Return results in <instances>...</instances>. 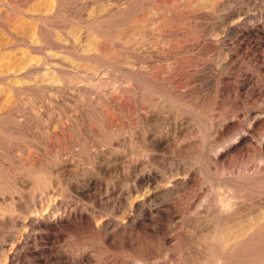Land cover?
<instances>
[{
  "label": "rangeland",
  "instance_id": "374dc122",
  "mask_svg": "<svg viewBox=\"0 0 264 264\" xmlns=\"http://www.w3.org/2000/svg\"><path fill=\"white\" fill-rule=\"evenodd\" d=\"M261 142L264 0H0V264H264Z\"/></svg>",
  "mask_w": 264,
  "mask_h": 264
},
{
  "label": "bare ground",
  "instance_id": "6f19581e",
  "mask_svg": "<svg viewBox=\"0 0 264 264\" xmlns=\"http://www.w3.org/2000/svg\"><path fill=\"white\" fill-rule=\"evenodd\" d=\"M53 1V0H52ZM51 11L53 12V9H52V7H51ZM50 11V12H51ZM137 26V25H136ZM145 26V25H144ZM144 38V37H143ZM30 39V38H29ZM16 40V39H15ZM31 40H33L32 38H31ZM142 41V40H141ZM30 42V41H29ZM143 42V41H142ZM11 43V42H10ZM24 43V42H23ZM27 43V42H26ZM36 44V43H35ZM74 44V43H73ZM66 45V44H65ZM143 45V44H142ZM141 45V46H142ZM34 46V45H33ZM37 46V45H36ZM144 46V45H143ZM73 47V46H72ZM138 47V46H137ZM41 48V47H40ZM141 50V49H140ZM144 50V49H143ZM147 51V50H146ZM124 54V53H123ZM137 54V53H136ZM123 58V57H122ZM128 59V58H127ZM130 59V58H129ZM129 63V62H128ZM45 64V63H44ZM10 73V72H9ZM7 74V73H6ZM94 74H96V73H94ZM91 79V78H90ZM94 79V78H93ZM17 84V83H16ZM91 85H92V83H91ZM255 119V118H254ZM256 120V119H255ZM246 132V131H245ZM244 134V133H243ZM246 134V133H245ZM249 134V133H248ZM247 134V135H248ZM245 136V135H244ZM244 136H242L241 137V139H243L244 138ZM240 139V138H239ZM258 140V139H257ZM261 144V148H264V143L263 142H261L260 143ZM218 154H220V152L218 153ZM217 154V155H218ZM252 160V159H251ZM261 162V161H260ZM247 165V164H246ZM250 165V164H249ZM259 167V166H258ZM246 168V167H245ZM245 168H243V169H245ZM242 169V170H243ZM246 172V171H245ZM257 186V185H256ZM50 188V187H49ZM48 189V188H47ZM47 189H43V190H47ZM42 190V191H43ZM47 192V191H46ZM51 193H53V192H51ZM56 193V192H55ZM49 194V193H48ZM42 195V194H41ZM47 197V196H46ZM234 197V196H233ZM51 198V197H50ZM232 199V198H231ZM51 200V199H50ZM56 201V200H55ZM204 212V211H203ZM69 214V213H68ZM201 214V213H200ZM69 216V215H68ZM236 217V216H235ZM240 217V216H239ZM240 219V218H239ZM242 220V219H241ZM244 220H245V218H244ZM243 220V221H244ZM258 221H256V220H254L255 221V225L253 226V228H258V226H263L264 227V219H262V218H259V219H257ZM242 223V222H241ZM251 223V222H250ZM235 224V223H234ZM236 224H237V222H236ZM239 224V223H238ZM243 224V223H242ZM254 224V223H253ZM225 225V224H224ZM233 225V224H232ZM246 225V224H245ZM251 225V224H250ZM239 226H241V225H239ZM235 227V226H234ZM248 227V226H247ZM215 228V227H214ZM238 228V227H237ZM227 229V228H226ZM232 229V228H231ZM252 229V228H251ZM237 230H239V229H237ZM247 230V228H244V231L241 233V231H242V229H240V233H236L235 235H234V233H233V235L234 236H232L231 238L230 237H228V235L226 236V234L224 235L226 238H225V240L228 238V240L230 239V241H232V239H233V241H234V245H232V247H230V245H228V247L227 248H229V249H233L235 246H237L240 242H242L243 240H245L246 238H248L249 237V235L251 236H254L255 235V233L254 232H252L251 230L248 232V231H246ZM257 230V229H256ZM229 231V230H228ZM228 231L226 230V232L228 233ZM233 231V230H232ZM239 232V231H238ZM246 232V233H245ZM254 234V235H253ZM230 235V234H229ZM223 241V240H222ZM209 244V243H208ZM214 244V243H213ZM212 244V245H213ZM214 246V245H213ZM209 248V247H208ZM223 248V247H222ZM228 249V250H229ZM209 251V250H208ZM212 252V251H211ZM155 256V255H154ZM157 257V256H156ZM142 258V257H141ZM137 260H138V258H137ZM143 262V261H142ZM212 262V261H211ZM137 263V262H136ZM145 263V262H144Z\"/></svg>",
  "mask_w": 264,
  "mask_h": 264
}]
</instances>
